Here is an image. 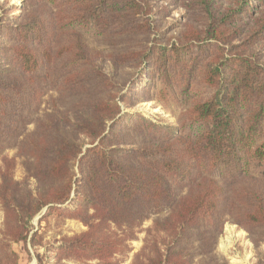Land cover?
Listing matches in <instances>:
<instances>
[{
	"label": "trees",
	"instance_id": "1",
	"mask_svg": "<svg viewBox=\"0 0 264 264\" xmlns=\"http://www.w3.org/2000/svg\"><path fill=\"white\" fill-rule=\"evenodd\" d=\"M163 1L24 0L21 14L10 18L0 4V117L17 115L18 99L40 89L42 72L55 60L67 71L68 89L91 100L73 115L74 124L69 113L48 115L28 139L36 164L26 168L37 194L15 181L11 169L3 172L0 198L6 222L13 221L12 241H27L32 219L46 207L49 214L71 212L88 228L59 247L83 262L114 264L126 240L110 228L127 234L126 228L167 208L170 215L154 228L174 231V249L165 255L152 246L156 257L149 264H184L182 244L193 230H202L204 255L210 253L228 210L255 242L264 239V194L231 189L246 177L264 178V0H172L196 24L160 42L157 23L171 11L163 5L154 14ZM75 28L104 40L139 42L115 59L90 49ZM61 33L70 36L56 50ZM110 60L114 72L133 66L127 93H114L115 76L102 69ZM95 82L106 89L91 91ZM138 96L178 111V127L121 115L120 101ZM132 119L146 136L135 148V135L129 134L130 143L125 135ZM12 121L17 125L10 123L8 137L19 124ZM188 184L189 193L180 194Z\"/></svg>",
	"mask_w": 264,
	"mask_h": 264
},
{
	"label": "rangeland",
	"instance_id": "2",
	"mask_svg": "<svg viewBox=\"0 0 264 264\" xmlns=\"http://www.w3.org/2000/svg\"><path fill=\"white\" fill-rule=\"evenodd\" d=\"M0 4L6 9L3 15L10 18L21 14L24 0H2ZM163 5H169L171 11L168 17L164 13L163 21L157 23L154 36L163 34V39L160 42H167L173 39L182 31L185 24H196L194 15L186 9L175 5L172 0H164L161 3H157L154 14H158ZM75 30L77 31L76 33L84 37L90 49L99 51V53L112 58L115 57V59H123L127 53L137 47L139 42L130 39L122 41H118L119 39L104 40L95 38L78 28H75ZM69 36L61 33L55 49H58L60 43L67 41ZM58 61L56 62L55 60L52 65L46 67L42 72L46 80L40 85V89L37 91L27 90L28 96L18 99L17 115L9 119L0 117V187L2 185L3 172L11 169L15 181L26 184L29 190H33V194H37V181L30 176L26 168L28 165L36 164V157L33 152L28 150V139L37 129L38 124L48 115L69 113L72 117L69 123L74 124L73 115H80L82 113L81 109L83 107L86 109L91 101L86 100V94L82 93V90L78 89V92L68 89L65 83L67 71L63 63ZM121 63L119 61L118 64L122 65ZM102 69L108 78L109 75L114 74L118 83L114 90L116 95L128 92L129 83L127 82L133 74V66L126 68L122 66L114 72V63L110 60L106 62ZM88 87L91 91H104L106 89L105 86L97 82L89 84ZM86 102L89 103L84 106ZM119 104L122 110L121 115L134 117L142 114L159 124H174L178 127L179 112L171 113L155 100L147 101L143 96H138L130 99V101L122 100ZM20 115H23L25 119L18 117ZM12 120L19 121V124L13 136L8 137L5 132L10 128V123H13ZM134 121L132 119L129 122L125 135L128 143H130L129 134L135 135V139L131 142L135 148L142 143L146 136L144 133L136 132ZM13 124L17 125V123ZM113 145L115 146L116 143ZM86 147L88 145L84 148ZM216 179L225 186L229 184L227 180L219 176ZM201 181L202 178H199L196 183ZM189 185L180 194L187 195L192 187ZM236 185L251 191H261L264 194V178H262L261 183L254 182L246 177L231 186V189ZM71 206L73 205L71 204ZM89 212L93 213V209L91 208ZM170 213L171 210L167 208L163 213L151 214L141 226L126 228L125 232L127 234H124L123 230L116 229L114 226L111 227V231L117 230L120 235L118 236L124 237L126 240L124 243L125 248H123L122 244L117 253L111 258L113 263L149 264V257L153 259L156 257L155 252L152 251V246L153 249L157 246L161 254L165 255L168 250L171 249L173 251L174 248H171L173 244L170 243L175 236L174 231L166 232L154 228L155 222L166 219ZM70 215H72L71 212L63 215L58 213L49 214L48 207H46L32 219L27 241L14 242L11 238L14 230L13 221L6 222L5 206L0 198V264H104L97 259L83 262L78 261V259L67 258L59 250V247L68 240L88 231V228L80 219ZM201 233L202 230H193L184 239L182 244L183 255L185 256V259L183 258L184 264H264V239L256 241V243L254 235L252 236V233L235 222L230 210L225 215L224 222L215 232V243L212 251L206 255H204L206 240H204ZM12 252L16 256H12Z\"/></svg>",
	"mask_w": 264,
	"mask_h": 264
}]
</instances>
